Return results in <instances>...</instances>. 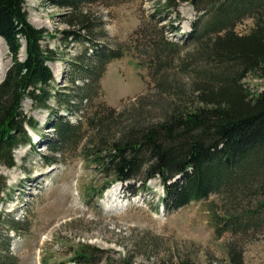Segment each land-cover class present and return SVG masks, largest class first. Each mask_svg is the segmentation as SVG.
Returning <instances> with one entry per match:
<instances>
[{"label": "rangeland", "instance_id": "obj_1", "mask_svg": "<svg viewBox=\"0 0 264 264\" xmlns=\"http://www.w3.org/2000/svg\"><path fill=\"white\" fill-rule=\"evenodd\" d=\"M158 1L85 0L76 8H64L53 0H25L29 21L49 34L42 46L56 58L49 63L55 98L49 109H37L31 100L23 104L24 113L39 127L30 130L33 146L16 150L17 167L4 172L8 191L0 207V255L10 258L7 264H76L72 259L87 251L95 254L89 264H230L231 252L242 253L245 264H264V214L252 213L260 195L247 198L241 189L168 211L158 178L133 189V183H111L77 150L55 165L43 160L51 155L45 142L56 140L54 124L59 120L82 126L79 141L93 134L87 123L95 113L124 111L123 116L115 115L113 136L134 119L140 110L137 99L144 95L148 118H157L175 100H195V91L203 85L217 87L224 71L200 54L196 41H186L197 16L193 6L180 7L181 32L175 33L171 25H178L177 20H151ZM84 26H90L91 34H82H90L86 38L94 42L67 37L66 32ZM253 27V19H246L236 31L245 35ZM95 43L123 53L107 65L98 81L101 68L89 72ZM21 56L25 59L23 51ZM11 63L7 46L0 43V77ZM162 79L167 85L160 99L156 82ZM242 84L255 95L264 89V80L255 75ZM233 216L240 219L234 227L227 224ZM12 219L20 223L16 231L7 227Z\"/></svg>", "mask_w": 264, "mask_h": 264}, {"label": "trees", "instance_id": "obj_2", "mask_svg": "<svg viewBox=\"0 0 264 264\" xmlns=\"http://www.w3.org/2000/svg\"><path fill=\"white\" fill-rule=\"evenodd\" d=\"M53 1L64 8H76L85 0ZM186 3L197 14L186 41H196L202 50L200 54L224 71L217 87L203 85L193 94L195 100L189 103L175 100L157 118H148L144 95L137 99L136 109L140 110L134 119L113 136L115 115L123 116L124 111L109 109V113H95L87 123L93 134L79 141L76 136L82 126L59 120L54 124L56 140L45 142L51 155H44L43 160L47 165H55L61 157L77 150L98 175L112 180L111 183H133V189L136 184L145 187L149 180L158 178L166 194L163 205L168 211L205 201L213 194L229 196L242 189L239 193L247 198L260 195L262 199L252 213L264 214V89L255 95L242 84L250 75L264 80V0H159L150 18L158 19V23L177 20L178 25L173 22L171 30L180 33L179 9ZM246 19H253L254 27L240 35L237 26ZM89 27L68 31L67 37L94 42L86 38L91 34ZM160 30L163 42L169 45L164 28ZM84 31L90 34H82ZM47 35L46 30L29 21L25 0H0V37L12 59L0 83V207L8 191L4 172L17 167L16 150L33 146L30 130L35 132L39 127L36 120L24 113V102L31 100L35 108L49 109L55 98L52 89L55 79L49 63L56 58L52 50L42 46ZM24 47L26 57L22 59ZM94 47V61L88 70L101 68L98 81L107 65L123 53L106 50L96 43ZM156 84L161 99L167 81L162 79ZM174 95L179 96L177 92ZM253 185L256 190L252 192ZM227 222L234 227L240 219L233 216ZM19 225L15 219L7 223L13 231ZM218 233H221L219 226ZM94 255L87 251L72 261L89 264ZM9 260L8 256L0 255V264ZM230 264H245L243 254L231 252Z\"/></svg>", "mask_w": 264, "mask_h": 264}, {"label": "bare ground", "instance_id": "obj_3", "mask_svg": "<svg viewBox=\"0 0 264 264\" xmlns=\"http://www.w3.org/2000/svg\"><path fill=\"white\" fill-rule=\"evenodd\" d=\"M0 43L3 45V47L6 46V43L4 42V40H3L1 37H0ZM22 51H23V54H24L25 57H26V48L24 47ZM23 57H24V56H23ZM2 71H3V70H2ZM3 72H4V71H3ZM5 75H6V74L3 73V76H2V77H5ZM2 77H0V79H1ZM124 184H127V183H124ZM132 194H133V193H132ZM133 196H134V194H133ZM108 197L111 198L112 195H109Z\"/></svg>", "mask_w": 264, "mask_h": 264}, {"label": "water", "instance_id": "obj_4", "mask_svg": "<svg viewBox=\"0 0 264 264\" xmlns=\"http://www.w3.org/2000/svg\"><path fill=\"white\" fill-rule=\"evenodd\" d=\"M25 56V55H24Z\"/></svg>", "mask_w": 264, "mask_h": 264}]
</instances>
